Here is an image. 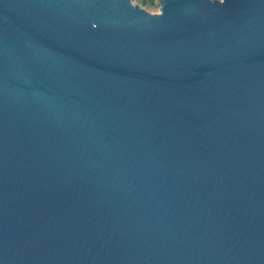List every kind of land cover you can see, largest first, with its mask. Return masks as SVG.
I'll return each instance as SVG.
<instances>
[{"label": "water", "instance_id": "water-1", "mask_svg": "<svg viewBox=\"0 0 264 264\" xmlns=\"http://www.w3.org/2000/svg\"><path fill=\"white\" fill-rule=\"evenodd\" d=\"M0 0V264H264V0Z\"/></svg>", "mask_w": 264, "mask_h": 264}, {"label": "rangeland", "instance_id": "rangeland-1", "mask_svg": "<svg viewBox=\"0 0 264 264\" xmlns=\"http://www.w3.org/2000/svg\"><path fill=\"white\" fill-rule=\"evenodd\" d=\"M134 3L140 5L148 12L157 13L159 12V0H132Z\"/></svg>", "mask_w": 264, "mask_h": 264}]
</instances>
